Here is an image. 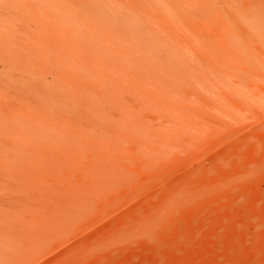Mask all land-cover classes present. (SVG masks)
<instances>
[{
    "label": "rangeland",
    "instance_id": "rangeland-1",
    "mask_svg": "<svg viewBox=\"0 0 264 264\" xmlns=\"http://www.w3.org/2000/svg\"><path fill=\"white\" fill-rule=\"evenodd\" d=\"M0 264H264V0H0Z\"/></svg>",
    "mask_w": 264,
    "mask_h": 264
}]
</instances>
